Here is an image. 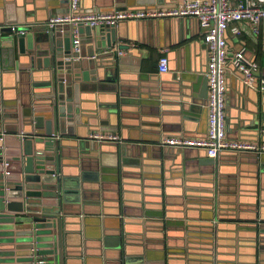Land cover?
<instances>
[{
    "label": "crops",
    "instance_id": "obj_1",
    "mask_svg": "<svg viewBox=\"0 0 264 264\" xmlns=\"http://www.w3.org/2000/svg\"><path fill=\"white\" fill-rule=\"evenodd\" d=\"M179 1L79 0L78 10L167 8ZM7 9L15 20L7 19ZM67 10L68 0H0V26L20 25L34 35ZM237 25L239 35L232 32ZM106 28H79L81 58L92 65L91 56L100 53V65L95 91L80 93L89 99L81 103L92 110L90 121L84 115L78 135L62 138L57 150L62 173L89 174L85 202L62 221L57 264H264V153L222 151L212 160L203 150L159 144L206 133L207 53L197 19L127 20ZM259 28L254 34L248 22L232 23L225 38L229 55L242 49L264 79V21ZM161 56L168 60L164 73L157 69ZM10 71L0 81V111L21 116L47 90L39 86L47 77L17 63ZM225 78L226 137L258 141L264 92L246 86L231 63ZM11 127L5 138L13 151L22 142L33 147L22 122ZM95 131L117 134L121 142L92 140ZM18 166L10 161V175ZM6 228L0 226V264H25L23 245H14L22 238Z\"/></svg>",
    "mask_w": 264,
    "mask_h": 264
},
{
    "label": "water",
    "instance_id": "obj_2",
    "mask_svg": "<svg viewBox=\"0 0 264 264\" xmlns=\"http://www.w3.org/2000/svg\"><path fill=\"white\" fill-rule=\"evenodd\" d=\"M6 15L9 21L15 20L9 18L8 9ZM25 29V33L16 34L10 26H0V81L17 63L20 69L46 74V81L39 86L47 90L32 97L34 101L30 100L26 114L7 117L0 111V165L4 171L8 170L10 161H17L19 165L13 175L9 170L8 175L0 173V226L15 230V237L22 238L14 245H23L25 264H57L62 221L73 212L74 205L85 202L83 182L89 175L62 173L58 169L57 150L62 138L78 135V127L85 123L84 115L88 117L87 123L92 117V110L81 103L89 99H81L80 93L95 91L92 79L97 78L100 53L91 56V65L81 58L80 52H74L68 25L36 28L34 35L30 33L31 28ZM6 56L13 58L12 65H5ZM7 118L11 120L6 121ZM19 121L28 128L34 144L28 149L22 142L23 148L13 151L5 135L12 133L11 125ZM254 123L258 129L259 121ZM79 146L86 148L82 142ZM90 150L95 147L91 146ZM119 153L124 164L125 156ZM90 178L97 180L96 174Z\"/></svg>",
    "mask_w": 264,
    "mask_h": 264
},
{
    "label": "built area",
    "instance_id": "obj_3",
    "mask_svg": "<svg viewBox=\"0 0 264 264\" xmlns=\"http://www.w3.org/2000/svg\"><path fill=\"white\" fill-rule=\"evenodd\" d=\"M79 0H68V10L65 13L51 16L46 22V29L68 25L72 36V50L80 52V27H112L121 21L170 18H195L204 30L203 43L207 53L205 78L207 82V128L203 136H170L162 138L161 146H170L177 149L195 148L203 150L206 156L216 158L222 151H239L264 153V128L259 130L258 141L228 139L226 137L225 113V70L227 63H231L243 75L246 86L264 92V79L258 78L253 71L257 70L255 62L246 58L244 51L238 50L229 55L225 32L230 24L249 23L254 34L260 31L264 21V0H180L177 4L167 8H140L117 9L111 11L94 10L80 12ZM12 31L23 34V26L12 24ZM235 35L241 33L239 25L232 28ZM118 55L121 51L117 52ZM157 69L160 73L168 71L166 56L158 59ZM23 135V134H20ZM89 138L97 142L110 141L120 143L117 134L101 133L98 131L89 134ZM9 174L8 170L4 171ZM39 263H42L39 261Z\"/></svg>",
    "mask_w": 264,
    "mask_h": 264
},
{
    "label": "rangeland",
    "instance_id": "obj_4",
    "mask_svg": "<svg viewBox=\"0 0 264 264\" xmlns=\"http://www.w3.org/2000/svg\"><path fill=\"white\" fill-rule=\"evenodd\" d=\"M253 73L256 75V71H253Z\"/></svg>",
    "mask_w": 264,
    "mask_h": 264
}]
</instances>
